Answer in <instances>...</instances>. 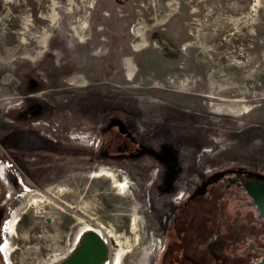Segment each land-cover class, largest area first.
I'll list each match as a JSON object with an SVG mask.
<instances>
[{"label":"rangeland","instance_id":"1","mask_svg":"<svg viewBox=\"0 0 264 264\" xmlns=\"http://www.w3.org/2000/svg\"><path fill=\"white\" fill-rule=\"evenodd\" d=\"M1 151L0 180L37 185L5 189L11 264L63 261L80 220L112 230L122 264H155L156 186L264 177V0H0Z\"/></svg>","mask_w":264,"mask_h":264},{"label":"flooded vegetation","instance_id":"2","mask_svg":"<svg viewBox=\"0 0 264 264\" xmlns=\"http://www.w3.org/2000/svg\"><path fill=\"white\" fill-rule=\"evenodd\" d=\"M4 153L1 151L0 155ZM4 167L0 159V172L3 178H9L10 173ZM250 178L264 182L263 176L230 168L214 172L199 185L195 181L191 186H156L161 187V191L155 195L163 194L166 205L160 218L163 244L155 264H247L250 261L255 264L261 260L264 257V217L251 214L250 209L255 207L243 188V183ZM12 185L24 191L37 188L34 183L25 186L14 182ZM12 185L0 180V244L3 229L7 234L8 225L3 224L13 202L5 189ZM46 194L39 193L38 197H51ZM43 201L29 195L22 207L28 209ZM241 205L244 209H239ZM0 251L4 254L2 248ZM4 258L9 264L10 256L6 259L4 255ZM0 264H3L1 255Z\"/></svg>","mask_w":264,"mask_h":264},{"label":"water","instance_id":"3","mask_svg":"<svg viewBox=\"0 0 264 264\" xmlns=\"http://www.w3.org/2000/svg\"><path fill=\"white\" fill-rule=\"evenodd\" d=\"M251 204L259 217H264V182L250 178L243 183ZM109 246L96 231L87 230L79 238L72 252L58 264H104L108 260ZM255 264H264V257Z\"/></svg>","mask_w":264,"mask_h":264},{"label":"bare ground","instance_id":"4","mask_svg":"<svg viewBox=\"0 0 264 264\" xmlns=\"http://www.w3.org/2000/svg\"><path fill=\"white\" fill-rule=\"evenodd\" d=\"M111 170L106 169V168H100L97 171L93 172L91 174V177L92 178L106 177L107 179H109L111 181L110 187L116 188L119 193H124L125 191H127L130 188L129 183L126 181V179L121 180V181L118 180L116 177L117 175L114 172H112ZM18 218H19L18 213H13V215H11L9 221H7L6 226L8 225V227H7V234L8 235H12L13 237H14V235H17L16 234V230H17L16 225H17ZM79 222L82 223V226L77 231L76 240L81 236V234H83L87 230H94L102 238L105 237V239L112 237L118 248L115 249V251L111 255L110 259L107 260L104 264H122L121 263L122 258L128 252V249H125V247H123V243L117 238V236L115 234H113L112 230L108 229L106 226H104L101 223L98 224V223L91 222V221L84 222L83 220H80ZM133 227H134V225H133ZM11 251L12 250L10 247H6L3 249V252H4L6 259H8L9 255L11 254ZM9 264H11L10 261H9Z\"/></svg>","mask_w":264,"mask_h":264},{"label":"built area","instance_id":"5","mask_svg":"<svg viewBox=\"0 0 264 264\" xmlns=\"http://www.w3.org/2000/svg\"><path fill=\"white\" fill-rule=\"evenodd\" d=\"M74 248V247H73Z\"/></svg>","mask_w":264,"mask_h":264}]
</instances>
